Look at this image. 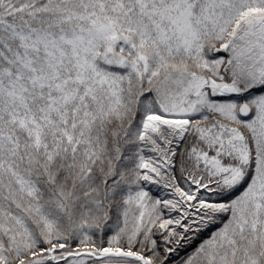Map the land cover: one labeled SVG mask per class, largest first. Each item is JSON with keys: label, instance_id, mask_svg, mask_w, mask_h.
Wrapping results in <instances>:
<instances>
[{"label": "snow or ice", "instance_id": "6c2138e0", "mask_svg": "<svg viewBox=\"0 0 264 264\" xmlns=\"http://www.w3.org/2000/svg\"><path fill=\"white\" fill-rule=\"evenodd\" d=\"M0 264H264V0H0Z\"/></svg>", "mask_w": 264, "mask_h": 264}]
</instances>
